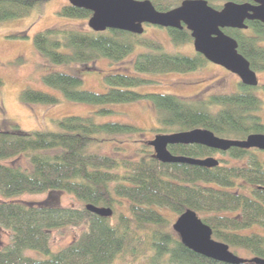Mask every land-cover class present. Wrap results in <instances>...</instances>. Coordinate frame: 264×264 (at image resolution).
Listing matches in <instances>:
<instances>
[{"label": "trees", "instance_id": "trees-1", "mask_svg": "<svg viewBox=\"0 0 264 264\" xmlns=\"http://www.w3.org/2000/svg\"><path fill=\"white\" fill-rule=\"evenodd\" d=\"M50 0H0V22L24 18L35 7ZM161 12L169 11L184 0H150ZM227 0H207L216 10ZM242 3V0H230ZM63 18L87 20L90 11L69 3L58 12ZM245 30L223 29L237 42V51L255 73L264 72V24L246 21ZM146 27H150L147 25ZM166 30L171 42H192L183 27ZM27 38L25 34L20 36ZM37 52L50 64L77 65L91 71L94 63L107 59L122 62L136 47L146 49L133 60L137 73L186 74L204 67L207 61L195 53L188 56L168 53L163 45L119 30L94 32L51 27L33 36ZM107 92L81 89L78 76L50 72L43 83L58 91L63 99L98 107L86 116H67L56 120V131H22L17 126L0 128V195L12 199L24 194L62 192L73 196L81 208L64 207L48 201L26 203L0 200V232H7L9 243L0 248V264H225L193 253L170 229L163 214L176 216L191 210L212 231V238L229 250L245 253L240 264L264 260V236L252 231L264 229V151L231 147L222 152L203 145H169L173 156L205 159L223 155L244 160L229 165L217 160L212 168L161 163L149 142L140 144L135 160L113 157L98 150L117 137H139L145 130L129 123L99 122L98 117L114 114V104L145 101L155 112L156 126L149 131L168 135L194 129L211 131L228 140H243L250 134H263L259 115L262 101L258 88L246 87L230 94L211 95L204 99L185 100L171 94L141 95L131 90L145 81L129 74L104 76ZM2 82L0 81V86ZM25 104L53 106L60 102L55 95L25 89L20 94ZM115 150L121 151L115 145ZM24 158V164L5 161ZM215 159V158H214ZM127 203L126 212L119 207ZM86 205L112 210L109 218L99 217ZM81 229V233L57 252L50 251V234L62 229ZM32 250L46 256L37 259L25 255ZM236 251V253H235Z\"/></svg>", "mask_w": 264, "mask_h": 264}, {"label": "rangeland", "instance_id": "rangeland-1", "mask_svg": "<svg viewBox=\"0 0 264 264\" xmlns=\"http://www.w3.org/2000/svg\"><path fill=\"white\" fill-rule=\"evenodd\" d=\"M68 3V0H50L44 2L40 7L33 8L29 15L24 18L11 19L0 22V128L9 129L17 126L22 131H56L55 121L67 116H86L98 109L97 106L85 103L72 102L63 99L61 94L46 86L42 78L50 72H64L78 76L82 80L81 89L94 93H105L107 87L104 76L107 74L120 73L137 76L145 82L131 88L138 94H171L188 101L204 99L211 95L230 94L239 90V78L224 68L210 62L197 71L177 73H137L133 70L134 58L146 51L136 47L122 62L112 63L101 58L94 63L91 71H85L77 65H54L47 62L35 49L33 36L51 27L71 28L87 30V20L63 18L58 15L59 10ZM221 5L223 2L220 3ZM25 34L27 38L20 36ZM144 38L160 42L168 53H180L188 56L195 54L192 42L186 45H174L166 30L145 27ZM258 86H264V72L256 73ZM25 89L41 91L55 95L60 102L53 106L42 104H25L21 101L20 94ZM257 97L262 101L259 115L264 123V91L260 88L256 91ZM114 114L107 117H98L99 122L114 121L129 123L147 132L139 137L127 138L117 137L119 143L107 144L98 151L113 157L135 160L139 156V146L142 143L152 141L155 133L149 130L156 126L155 112L152 106L145 101L134 103L114 104L110 107ZM115 145L120 146L121 151L115 150ZM217 160L227 159L229 165L244 164V160H232L223 155L213 156ZM6 164H24V158L5 161ZM3 201H21L26 203H38L48 201L50 204L64 207L81 208L82 204L73 196L62 192H45L41 194H24L12 199H6L0 195ZM127 203L119 207L120 211L126 212ZM163 214L170 222V229L175 222L176 216L168 210ZM81 229H62L50 234V251L57 252L65 245L72 242L81 233ZM264 236V229H253ZM9 243L7 232H0V248ZM236 253V251H235ZM239 257L246 256L245 253L237 252ZM25 255L44 259L45 255L25 250ZM113 264H125L116 261ZM140 264V263H137Z\"/></svg>", "mask_w": 264, "mask_h": 264}, {"label": "water", "instance_id": "water-1", "mask_svg": "<svg viewBox=\"0 0 264 264\" xmlns=\"http://www.w3.org/2000/svg\"><path fill=\"white\" fill-rule=\"evenodd\" d=\"M242 1H227L220 10H216L207 0H184L179 6L165 12L158 11L150 0H68V3L92 13L88 27L94 32L119 30L142 35L144 25L176 30L185 27L190 32L195 53L236 75L242 85L256 87V73L238 53L237 42L223 32V29L245 30L246 21L264 24V0ZM193 144L222 152L231 147L264 151V135L250 134L243 140H228L215 136L209 130L194 129L156 135L149 142L155 158L161 163H183L205 168L218 165V161L212 157L194 159L173 156L167 149L169 145ZM85 209L99 217L109 218L112 215V210L106 207L86 205ZM172 230L181 243L197 255L225 264L244 262L227 245L214 240L211 229L191 210H186L176 218ZM252 262L264 264L260 258H254Z\"/></svg>", "mask_w": 264, "mask_h": 264}, {"label": "flooded vegetation", "instance_id": "flooded-vegetation-1", "mask_svg": "<svg viewBox=\"0 0 264 264\" xmlns=\"http://www.w3.org/2000/svg\"><path fill=\"white\" fill-rule=\"evenodd\" d=\"M227 1H230V0H227ZM227 1H226V2H227ZM224 3H225V2H224ZM224 3H223V4H224ZM146 26H147V25H144V26H143V27H144V29H145V27H146ZM149 26H150V25H149ZM154 27H156V26H154ZM163 29H164V28H163Z\"/></svg>", "mask_w": 264, "mask_h": 264}]
</instances>
